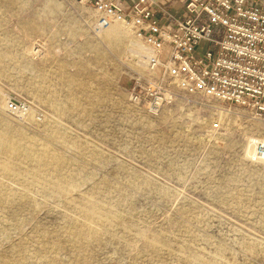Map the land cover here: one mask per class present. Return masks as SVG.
<instances>
[{
  "label": "rangeland",
  "instance_id": "obj_1",
  "mask_svg": "<svg viewBox=\"0 0 264 264\" xmlns=\"http://www.w3.org/2000/svg\"><path fill=\"white\" fill-rule=\"evenodd\" d=\"M91 15L0 0V264H264V163L241 135L263 123L209 140L132 106L128 48ZM25 100L28 119L1 110Z\"/></svg>",
  "mask_w": 264,
  "mask_h": 264
},
{
  "label": "built area",
  "instance_id": "obj_2",
  "mask_svg": "<svg viewBox=\"0 0 264 264\" xmlns=\"http://www.w3.org/2000/svg\"><path fill=\"white\" fill-rule=\"evenodd\" d=\"M65 1L92 11L85 24L96 36L116 24L128 30L132 106L152 117L164 110L199 117L209 140L247 122L264 130V1L185 0L183 17L164 13L154 0ZM40 49L36 41L34 53ZM29 105L10 101L6 108L22 116ZM248 128L241 132L246 159L264 163V131Z\"/></svg>",
  "mask_w": 264,
  "mask_h": 264
},
{
  "label": "bare ground",
  "instance_id": "obj_3",
  "mask_svg": "<svg viewBox=\"0 0 264 264\" xmlns=\"http://www.w3.org/2000/svg\"><path fill=\"white\" fill-rule=\"evenodd\" d=\"M110 33L107 36V40L109 41V45L113 44V47L117 50H121V48H125L127 50L128 46H129V35L127 33V31H123V30H119L118 26L113 25L110 29H109ZM131 42V41H130ZM132 43V42H131ZM2 112H8L10 113L7 109L3 110V108L1 109ZM12 114V113H10ZM13 115V114H12ZM30 115L33 116L32 113H27L26 115H22V116H14L15 118H19V119H28V117H30ZM208 130L205 131L204 137L205 138H209V134H208ZM244 137V136H243ZM262 137H264V132L262 133ZM244 139V138H243ZM40 158V157H39Z\"/></svg>",
  "mask_w": 264,
  "mask_h": 264
},
{
  "label": "crops",
  "instance_id": "obj_4",
  "mask_svg": "<svg viewBox=\"0 0 264 264\" xmlns=\"http://www.w3.org/2000/svg\"><path fill=\"white\" fill-rule=\"evenodd\" d=\"M252 3L260 4L264 0H248ZM156 5L164 10V13H169L174 17H183L185 15V0H154ZM157 7V9H158ZM160 10L158 9V12Z\"/></svg>",
  "mask_w": 264,
  "mask_h": 264
}]
</instances>
